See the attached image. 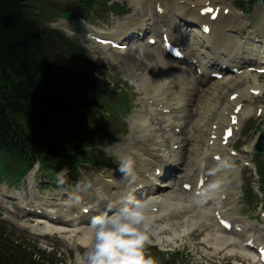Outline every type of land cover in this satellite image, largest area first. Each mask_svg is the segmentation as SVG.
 I'll return each mask as SVG.
<instances>
[{
    "label": "trees",
    "instance_id": "1",
    "mask_svg": "<svg viewBox=\"0 0 264 264\" xmlns=\"http://www.w3.org/2000/svg\"><path fill=\"white\" fill-rule=\"evenodd\" d=\"M94 2L88 1L89 11ZM54 8L53 0H0V175L11 181L37 162L67 173L91 162L80 152L88 145L78 120L109 112V101L121 104L103 68L84 49L40 28ZM75 11L84 12L82 6ZM9 230L0 223V264H61Z\"/></svg>",
    "mask_w": 264,
    "mask_h": 264
},
{
    "label": "rangeland",
    "instance_id": "2",
    "mask_svg": "<svg viewBox=\"0 0 264 264\" xmlns=\"http://www.w3.org/2000/svg\"><path fill=\"white\" fill-rule=\"evenodd\" d=\"M55 1H57V3L62 7H66L70 4L78 3L79 0ZM184 1L193 2L197 0ZM232 1L234 0H200L199 2H218L222 7H224L225 5L233 6ZM115 3L121 4L125 8V14L115 15L114 13L108 11V6H100L102 20L93 23L92 27L94 26L102 32H113L116 25L119 22H124L129 15H131L129 18L138 17L137 15H146L148 17L155 16L156 5L153 4L151 0L146 2L147 6L149 5L146 9L141 4H138L137 0H110L108 5L111 6ZM166 3L168 4L164 5L165 12H167L169 8H173L171 3ZM141 7H143V11ZM149 13H151L152 16H149ZM58 23H60L59 19H56L52 27ZM86 47L94 59L105 70L108 80L113 85V90L118 89L117 92L120 95V100H122V104L125 103V105H122L124 107L122 111L119 112L120 115L117 116V118L107 122L103 120L105 123L97 125L96 127L100 130H96L94 134L89 132L90 125L87 122L93 121V123H95L96 121L91 120V118H87L89 121L85 120L86 122L83 127H85L86 135L84 136V139L88 144L92 145L86 149L85 152H87L89 156H86L85 158H93L95 163H100L99 161L104 159L105 166L103 165L102 168H100L97 164L89 167L86 166V168L78 170V174L73 175V177H75L73 181L70 182L65 179L63 184L52 179L50 181L51 184L55 185L56 183H59V187L57 189L53 187V192L50 196L55 197L54 195H57L60 203L63 204H70L74 201L76 204L78 202L76 196L71 198L68 197L74 182H80L81 184H79V187L81 190H83V192H87L90 191V181L93 180L95 185L97 184L95 183L96 181L103 178H107L111 181V175L112 177H115V173L119 172L118 165L121 159L127 157L129 145L134 143L135 139L140 136V132L137 129L136 124L139 122L138 119L141 115L147 117L150 120L152 127L158 130L159 133H154V135L159 136L160 138H157V140L162 142L164 138V125L162 124V120L153 118V115H151L149 108H147L146 103L141 100V97H153V95L157 94L156 92H159L158 90H160L162 80L171 77L172 72L174 75H183L179 69H172L169 64L166 65L163 70H160L161 68L159 67V62L162 61V57L157 54V51L142 49L141 51L122 56L107 52L106 50L89 44ZM254 86L264 89V76L249 74L244 78L229 79L225 82H221V84L215 83L212 86L211 91L202 94V101H200L199 104L205 102L210 105H215V110L210 116L205 117L204 121H201V126L205 133L199 138L196 152H198L205 144L206 140H208V131L212 128L214 118L217 116L216 113L229 103V95L236 92L238 87L243 89ZM166 98L170 101L169 95H166ZM258 102H264V96L263 98L258 99ZM136 120L137 123L135 124ZM249 127H253V130ZM263 128L264 114L260 116L259 119L255 116H252L250 120L245 118L242 120V124L238 127V133H236L234 139L231 140L230 146L227 148V151L236 149L239 153H242V156L240 157H232L233 168L235 172L238 173L241 181L245 180L246 182H251V177H253L254 173L249 169H245L243 161L251 159L252 154L245 148L253 144L257 133ZM92 135L94 136L92 137ZM180 138H185V135H181ZM194 158L196 159V155ZM97 170L103 171L105 174L99 176ZM41 173L44 174L43 172ZM254 181L255 178L253 177L251 184L257 188L258 184H254ZM4 186L5 185L0 182V193L4 190ZM7 186L9 188L12 187L11 185ZM22 188L23 187H20L19 189ZM44 193L46 194L48 192ZM74 193L77 194V192ZM238 201L239 200L236 202L234 201V213L232 216L235 219H240V217L245 216L256 217L254 209H250L247 206H243V208H241L237 204ZM46 208L48 210H53L49 205ZM1 212L3 213V219L10 225L14 226L19 233H25L28 239L35 242L46 252L52 254L55 253L57 258L66 264H75L77 254L82 252L85 248L80 240H78L82 234H71L70 232L60 233L47 230L45 225L38 226V219L26 218L20 211L17 212L12 207H9L8 209H1ZM152 221V224H150L147 229L148 244H157L158 247L155 249L161 252L180 250V253L187 255L183 259L179 256L176 264H180V260H186V264H257L254 263L250 257L241 255L239 253L241 249L236 244L230 245L228 249H216L207 238V234L210 235L213 233L211 228L207 226L201 229L199 227H195L193 230L194 232L185 236L183 240H176L175 242L170 243V241H167V239L172 236L169 229H173L174 225L170 226L169 229L160 230V226H166L165 222L162 221L156 223L155 219ZM175 221L178 222L179 220H173L172 223ZM37 226L39 227V230L37 229ZM256 226L258 227V225ZM175 228L178 227L175 226ZM40 229L42 230L40 231ZM161 232L162 234H160L159 237L163 240V245H161L156 238V235ZM150 256L153 259L154 264H159V259L157 258L155 251H151ZM168 264H172V262L169 261Z\"/></svg>",
    "mask_w": 264,
    "mask_h": 264
},
{
    "label": "bare ground",
    "instance_id": "3",
    "mask_svg": "<svg viewBox=\"0 0 264 264\" xmlns=\"http://www.w3.org/2000/svg\"><path fill=\"white\" fill-rule=\"evenodd\" d=\"M151 1L154 2L155 4H160V3L161 4L162 3L168 4L166 2H169L172 4L173 8L170 11V13L164 15V17L162 16V20L164 22L165 27L167 29H169V31L171 33H172V31H177L179 29L181 32L180 35L183 37V39L186 43V47L190 50H193L194 48H199L198 54H200V51H201L204 54V56L207 58L209 63L211 62V60L214 57H217V58L221 57L222 59L229 61L230 59L235 57L237 52H240V43H239V39L235 36V30L238 29V27H240V26L243 27L244 21L241 20V14L233 12L230 7H225V9L229 8V10H230L227 15L225 14L224 9H222L217 20L209 21L211 23V27H210L211 33L209 34V37L204 36L205 40H204L203 44H199V43H194L191 40L190 36L183 35V33L181 31L182 27L180 26V24L184 23L183 20H185L191 16H196L198 13L201 12L202 9H205V8H203V3L199 2L200 0L193 1L191 3L190 2L180 3L181 0H178V3L175 0H151ZM146 2H148V0H137V3L141 4L145 9L149 6V5L147 6ZM143 7H141L142 11H143ZM148 15L152 16L151 13H149ZM208 18H209V16L207 15L203 18H200V19L196 18L194 20H196V21L201 20L202 22H207ZM262 18H264V16H262ZM149 22H150L149 24H151L152 21H150V19H149ZM263 23H264V19H263ZM128 24L131 25L132 27L134 25L143 26V25H146V22H144L143 20L137 19V20L129 21ZM64 26L66 29H69L72 31V30H74V27L78 28L77 26H79V25L75 22L74 23L65 22ZM180 27H181V29H180ZM127 33H128L127 29H122L119 36L126 35ZM189 38H190V40H189ZM207 43H208V49L205 48V45H207ZM157 54H159V53H157ZM159 56L162 57V61L159 62V67L161 68L160 70H163L165 68V66L168 65L169 63H166L167 61L164 59V57L161 54H159ZM130 58H131V56H130ZM262 60L263 61H260V62L262 64H264V58H262ZM204 63H205V61H204ZM169 66L172 69L176 68L171 64H169ZM180 72H182V71L180 70ZM171 76L172 77H170V81L174 80V82H173L174 84H176V82H178L176 90L174 91V92H179L178 97L176 99V102L178 104L176 106H178V107L186 106L187 103L185 104V100L183 99V92L185 91L186 87L191 88L193 86V84H192V82L187 83V80L183 79L184 74L183 75L182 74L174 75V73L172 72ZM246 76H248V75L243 74L240 76V78H244ZM165 80L169 81L167 79H165ZM165 80H163V86L166 85V82H164ZM167 85L168 86H166V87L168 88V91L171 92V90L169 89L171 87V85L170 84H167ZM157 87H159V86H157ZM162 88L163 87L161 86L160 87L161 91H162ZM160 90H158V91H160ZM210 90H212V87L209 89V91ZM156 93H158V92H156ZM245 94L246 93L241 92L236 100L231 101L230 103H227L226 107H224V109L221 110L220 114L216 117V122L214 123L215 127L212 128V130H211V135H213V138H211V140L213 139V144L208 145V147H206L204 149L202 155L200 156V158L197 161H195V163H194V161L190 162V161L182 160L183 164L180 167V169L184 171L185 179L187 177L191 178L193 175H196L197 170H198V172L201 173V172L205 171V168L207 170H211V169L215 168L216 166L219 168V171L215 172V170H214V172H213L214 179H213V181L211 180L209 183L211 187L215 184H220V186L218 188L213 189L212 192L210 193V196H211V194H213V192H214V195H215V193H217L216 198L214 197V199H213L214 202L212 204V210H210L209 208H205L207 206L202 207V206H198V205L194 204L192 202L193 200H191L190 196H188V195H191L190 192L187 193V195H186V193H183V195H180L182 192L181 191L179 192L177 190V188H175V190L172 193H168L167 189H166V190H163L162 193H159L157 196H155L153 198L151 196L149 198L151 201H153L154 205L156 204L160 209L165 210L164 212H161L158 215V218L164 217L167 221H171L170 219L173 218L172 217L173 215H177L179 213H181V214L184 213L183 209H185V207L181 208L179 210L178 209L175 210V205H177L179 207V206H186L188 204V206H186V213H185L184 219L193 217L194 225L197 228L199 227L201 229L205 226L211 228L213 233L210 235L207 234V238L209 239L210 243L212 245H214V247L216 249H222V248L228 249V247L230 245H233V244L237 245V243L235 242V239L232 238L231 236L225 235L223 232H221L219 227H220V222L222 220L230 217L231 213L233 212L234 206H232L230 204L231 202H230L229 197H233V198L237 199L238 193L233 192L232 190L237 191L236 186H237V183L239 182V179L237 177V173L231 171L232 170L231 165L224 166L222 163L217 165L218 163L213 162L211 156L213 154H215L217 151L219 153H220V151H222V152L224 151V148L221 144V137H219L218 132L221 129H224L230 125L231 116L234 114V111H235L237 105H239L240 103H243V95H245ZM165 96H166V93L163 92L162 96L157 95L155 97V95H153V97H150L149 100L151 101V100L155 99V100L159 101L158 103L160 106L158 105V107H160L161 109H168V107L170 105L169 106L165 105V104H168L165 102L167 100V98ZM203 104H205V102H203ZM147 105L149 106V101L147 102ZM197 108L198 109H196V118H195L194 122L190 124V126L192 127L193 130H195L196 128H197V130H199L198 132L195 133V135H194L195 137L193 138L196 142L198 141V138L202 135V132H203V130L201 129L202 127L200 128V126H199L200 121L204 120L205 117H208L212 113H214L215 105H210L209 103L207 105L206 104L205 105L200 104L197 106ZM184 113H186V112H184ZM141 116L138 119V121H139L138 123H137V120L135 121V124L137 123L136 126L140 132V136L135 139L134 143L129 145L128 154H127V157H131V159L133 160V163L137 164L135 166V168L140 170V167H144V165L149 166L151 163H154V161L152 159H150V157L152 155L153 156L155 155L156 157L165 161V160H168L170 158L169 154L171 153V157H172L171 159H174L177 161L180 158L179 154L178 153L172 154L171 149L169 148V146L167 144H164L163 142L158 141L157 138H159V136L154 135V133L157 132V129L152 127L150 120L147 117H141ZM164 116L167 117V115H164ZM170 117H171V115H170ZM184 118H185V115L182 113V115L178 116L179 122L183 121ZM240 118L241 117H239V119ZM171 119H172V117H171ZM197 124H198V127H197ZM168 127H169V125H168ZM189 129H190V127H189ZM223 134H224V131H223L222 135ZM195 141H193V143H196ZM188 152H189V148L187 149V153ZM227 159L228 158L226 155L222 156V160L226 161ZM134 171H135V173L137 172V170H134ZM230 175L232 176L233 179L229 178ZM135 180L140 181L137 178H135ZM118 183H125V181L123 179H118ZM114 188L116 189L117 185ZM153 188L154 187H152V189ZM104 192L106 194L112 196L111 190H104ZM232 192H233V196H232ZM171 194H177V195H180L181 197L177 198V197H175V195H171ZM34 202H37V201H34ZM51 212H53V213H50L51 215L60 214V212H56V211H51ZM146 214H147V229H148L149 225L152 224V222H153L152 220L155 218L153 216H151V213L148 210H147ZM48 222H50V221H48ZM234 223L243 224V227H244L243 232L245 235H247L250 232L251 228L247 223H242L240 220H236ZM44 225H45V228L47 230H50V231H55V232H60V233H62L61 230L67 231V229H65L64 226H59V227L55 226L54 227V225H53V227H54L53 228L51 226L52 224L50 225V223H47V222H44ZM165 225L166 226H164V227L160 226L159 227V228H161L160 230H164V229L169 228V224H165ZM38 226H39V224H38ZM38 226H37V229L39 228ZM83 227H85L84 224H81L80 226L76 225L73 229H70L69 232L71 234H78V235L82 234V236L78 240H80V242L84 246H86L89 243V238L87 235V228H83ZM191 229L185 230L183 227H181L179 225V227L177 229L171 230L174 233V236L168 238L167 241H170V243H171V242H175L176 240H183V238L188 235L185 232L191 231ZM35 230H36V228H35ZM41 230L42 229H40V231ZM239 235H242V233H239ZM239 235L236 234L237 237ZM74 236H73V238H74ZM156 238H157V241L160 242L161 245H163V240L159 236ZM240 239H241V236H240ZM239 253L241 255L251 257V255H249L248 253L246 254L245 251H243V250H240ZM252 260H253V258H252Z\"/></svg>",
    "mask_w": 264,
    "mask_h": 264
},
{
    "label": "clouds",
    "instance_id": "4",
    "mask_svg": "<svg viewBox=\"0 0 264 264\" xmlns=\"http://www.w3.org/2000/svg\"><path fill=\"white\" fill-rule=\"evenodd\" d=\"M118 170L128 185L134 182L131 157L122 158ZM66 175L67 169H61L58 182L63 184ZM146 213L145 204L131 193L122 195L115 204L109 203L91 218L87 228L89 243L77 254L75 264H154L143 251L149 243Z\"/></svg>",
    "mask_w": 264,
    "mask_h": 264
},
{
    "label": "water",
    "instance_id": "5",
    "mask_svg": "<svg viewBox=\"0 0 264 264\" xmlns=\"http://www.w3.org/2000/svg\"><path fill=\"white\" fill-rule=\"evenodd\" d=\"M62 18L64 19H78V16L74 13H66L62 15Z\"/></svg>",
    "mask_w": 264,
    "mask_h": 264
}]
</instances>
